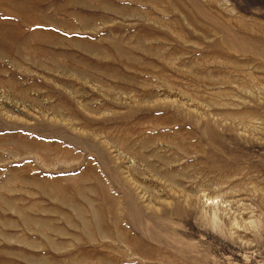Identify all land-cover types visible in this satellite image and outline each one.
I'll return each instance as SVG.
<instances>
[{
	"label": "rangeland",
	"instance_id": "374dc122",
	"mask_svg": "<svg viewBox=\"0 0 264 264\" xmlns=\"http://www.w3.org/2000/svg\"><path fill=\"white\" fill-rule=\"evenodd\" d=\"M0 264H264V0H0Z\"/></svg>",
	"mask_w": 264,
	"mask_h": 264
}]
</instances>
